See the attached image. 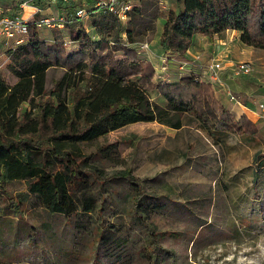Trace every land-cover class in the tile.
I'll return each mask as SVG.
<instances>
[{"label": "rangeland", "instance_id": "1", "mask_svg": "<svg viewBox=\"0 0 264 264\" xmlns=\"http://www.w3.org/2000/svg\"><path fill=\"white\" fill-rule=\"evenodd\" d=\"M20 1L0 0V16L16 12ZM156 6L147 17L153 28L142 27L135 43L140 58L154 64L155 80L163 82L172 74L191 70L210 83L215 98L234 115L240 116L244 108L228 97V89L243 105L258 111L264 103V48L243 42L236 30L197 34L186 58L175 60L174 65L159 39L169 11L179 4L170 0ZM128 20L120 21L122 41H126ZM83 23L93 39L102 37L86 20ZM67 45L69 52L79 48L71 41ZM4 51L0 44V70L5 68ZM212 59L226 69L248 61L253 71L241 78L224 75L226 85H218L206 74ZM63 72L61 67L48 71L47 89ZM5 77L9 83L16 79L9 73ZM150 99L165 105L156 91ZM38 100L52 98L44 95ZM245 115L262 127L255 141L246 142L230 130L212 136L211 121L188 113L179 129L158 121L136 122L78 142L80 150L92 156L86 169L92 175L88 194L97 207L90 214H51L34 200H24L25 181L8 184L5 194H0V208L7 206L0 216V264H115V260L122 264L152 260L157 264H264V166L253 180L259 168L256 157L264 158V121L258 115ZM88 119L94 120L95 115L83 111L74 131ZM122 170H130L138 185L110 178ZM81 191L76 197L79 206ZM14 202L19 203V216L8 210L15 208L9 207ZM153 240L155 249L150 246Z\"/></svg>", "mask_w": 264, "mask_h": 264}, {"label": "trees", "instance_id": "2", "mask_svg": "<svg viewBox=\"0 0 264 264\" xmlns=\"http://www.w3.org/2000/svg\"><path fill=\"white\" fill-rule=\"evenodd\" d=\"M175 1L178 9L169 11L159 39L172 64L186 58L197 34L236 30L243 42L264 48V0ZM155 4L159 6L158 0L134 4L126 23V41L121 40L119 18L106 14L86 20L102 34L98 39L92 38L84 21L67 24L64 29L45 28L42 33L31 24L24 43L5 49L7 61L0 70V194H5L8 184L23 180L27 186L24 200H34L51 214L69 217L79 211L95 212V199L88 194L92 175L86 170L92 156L82 152L78 142L125 124L158 121L179 129L184 125L182 116L191 113L211 121L212 136L230 130L246 142L257 139L262 131L260 124L244 112L240 116L230 112L215 98L210 83L193 71L172 74L163 82L155 80L154 64L141 59L135 45L142 27L153 28L147 17ZM156 16L154 13L153 18ZM68 41L78 44V50L69 52ZM54 67L64 72L47 89V73ZM6 73L16 81L9 83ZM152 91L163 98L165 105L150 99ZM44 95L52 100H38ZM25 103L28 106L23 108ZM83 111L95 115V119L85 120L74 131L73 125ZM256 161L259 168L254 182L263 169L264 158L257 155ZM119 177L138 185L130 170L110 176ZM80 189L82 206L76 200ZM9 207H15L8 208L10 214L20 215L18 202ZM6 211L7 206L1 207L0 216ZM156 245V240L150 243L152 249ZM114 263L122 264V260ZM149 264H157V260Z\"/></svg>", "mask_w": 264, "mask_h": 264}, {"label": "built area", "instance_id": "3", "mask_svg": "<svg viewBox=\"0 0 264 264\" xmlns=\"http://www.w3.org/2000/svg\"><path fill=\"white\" fill-rule=\"evenodd\" d=\"M135 0H21L20 8L26 4L36 6L35 14L38 17L31 19L24 16L20 11L8 16H0V44L6 48L13 47L17 44L24 43L31 30V24L37 29H64L67 24H78L79 22L91 19L98 15L112 14L119 18L120 21L130 18L129 12L134 6ZM170 0H158L160 5L165 6ZM43 6L51 8L48 12H43ZM57 8L54 11L52 8ZM143 47H148L143 44ZM5 54V53H4ZM6 56V55H5ZM7 61V57L5 59ZM189 66L190 62H185ZM182 68L184 65L181 66ZM253 71V66L248 61H240L232 64L229 68L217 59H212L206 64V74L212 83L225 84L224 75L232 78H241L248 76ZM227 95L231 100L245 108V105L231 91L227 90ZM258 117L264 121V103L258 106Z\"/></svg>", "mask_w": 264, "mask_h": 264}, {"label": "crops", "instance_id": "4", "mask_svg": "<svg viewBox=\"0 0 264 264\" xmlns=\"http://www.w3.org/2000/svg\"><path fill=\"white\" fill-rule=\"evenodd\" d=\"M18 5V8L16 9V12H18V11H20V12H22L23 14H24V16H26V17H30L31 16V19L32 18H34V15H35V11H36V6L35 5H33V4H26L23 8H20V6H19V3L17 4ZM27 7H29L30 8V11H28V13H27ZM43 8V12L45 13V12H48V11H50L51 10V8H48V7H46V6H43L42 7ZM54 11H56L57 10V8H52ZM15 13V12H14ZM4 53H5V51H4ZM3 53V54H4ZM15 81H16V79H15ZM14 81V82H15ZM13 82V83H14ZM28 106V103H25L24 105H23V108H25V107H27ZM243 111H244V113H247V114H249L250 116H252L253 114L255 115V116H257L258 114H257V111H256V109H253L252 107H250V105H246L245 106V108L243 109ZM15 181H23V180H15ZM14 182V181H13ZM7 188V187H6Z\"/></svg>", "mask_w": 264, "mask_h": 264}, {"label": "bare ground", "instance_id": "5", "mask_svg": "<svg viewBox=\"0 0 264 264\" xmlns=\"http://www.w3.org/2000/svg\"><path fill=\"white\" fill-rule=\"evenodd\" d=\"M29 9H30V8H29V7H27V13H28Z\"/></svg>", "mask_w": 264, "mask_h": 264}]
</instances>
